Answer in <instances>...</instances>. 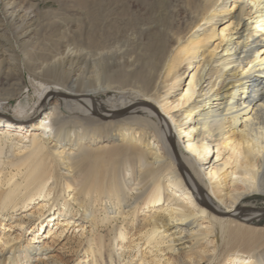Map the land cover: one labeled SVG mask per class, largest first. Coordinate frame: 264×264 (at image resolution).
Instances as JSON below:
<instances>
[{
    "label": "bare ground",
    "instance_id": "bare-ground-1",
    "mask_svg": "<svg viewBox=\"0 0 264 264\" xmlns=\"http://www.w3.org/2000/svg\"><path fill=\"white\" fill-rule=\"evenodd\" d=\"M1 4V109L26 85L11 34L29 49L48 26L62 30L24 54L38 80L35 108L19 107L21 116L0 122V151L28 136L25 149L0 166V225L39 221L22 243L0 236V264H65L40 231L46 218L78 223L70 200L95 225L83 248L91 262L83 264H103L98 227L113 221L122 241L137 224L131 242L146 245L142 264H264V206L243 202L245 193L264 200V0H234L232 8L228 0H75V17L49 23L27 2ZM220 26V41L198 53ZM10 81L14 90L2 92ZM31 127L39 132L27 133ZM212 146L222 161L207 165L208 183L229 177L226 199L202 176ZM32 165L45 167L22 176ZM35 196L36 210L13 218L9 211L26 209ZM210 231L223 241L216 253L198 248Z\"/></svg>",
    "mask_w": 264,
    "mask_h": 264
},
{
    "label": "rangeland",
    "instance_id": "rangeland-1",
    "mask_svg": "<svg viewBox=\"0 0 264 264\" xmlns=\"http://www.w3.org/2000/svg\"><path fill=\"white\" fill-rule=\"evenodd\" d=\"M16 1H23V2H27V4H31L33 8H35V10L40 13V14H44L45 18L43 19L44 22H51V21H58V18H62V17H67V16H73L75 17V11H73L74 4H75V0H60L59 2L55 1V0H16ZM232 2H234V0H228V4H230V8H232ZM0 13L1 16L4 15V9L3 6L1 4L0 6ZM227 16V15H226ZM1 18V17H0ZM56 19V20H55ZM230 22V20H228V18L223 21L220 22L218 24H228ZM0 23H2L0 21ZM224 24V25H225ZM223 27V26H222ZM221 26L219 27V30L217 29L216 34L210 38L208 40V43L206 44V46H204L203 48H201L202 50H200V52L198 53H202V54H207L206 52H208L209 50H212L211 48H213L215 46V44L217 42L220 41L221 39ZM73 28V27H71ZM4 30L7 29L4 27ZM62 28H59L58 26H48V28L42 30V34L40 36V38H38V40L32 45L30 46L29 49H26L24 47L21 48L19 42H17V40H15L13 33L11 34V38L13 39L14 42V49L13 52L16 56H21L22 58V65H23V72H24V81H25V88L22 90V93L19 95H15L16 97H14L13 99H11L9 102H7L6 104H4L2 106V109L0 108V122H6L8 121V117L11 114H16L18 116H21L22 114L19 112H15V110L19 107H22L24 110L27 111V113H31L32 110L35 108L36 104H37V98H38V87L39 85L36 84V82L38 81L37 79H32L31 76L28 74V71L26 69L27 66H25V58H24V54L25 53H29L30 51H32L33 49H39L42 48L43 46L49 44L51 41H53L54 39H57V37L59 36L60 32H61ZM11 32L12 29L10 30ZM199 33H202V30H199ZM259 46V45H258ZM204 49V50H203ZM220 48H218V50H216V55L213 57L214 59H217L219 57V55L221 54V52H219ZM200 58V57H199ZM198 64L201 63V61L197 62ZM248 66V65H247ZM188 78L189 75H186V78L184 79L183 84L181 85L182 87H184L183 90H185V88L187 87V83H188ZM13 81L10 82H6L4 83V85L2 86V92L7 93L10 91H13V86H11L10 83H12ZM34 84V85H33ZM46 85V84H44ZM182 90V91H183ZM201 96H197L194 100V102H192V108L194 109V104H196V100L200 99ZM227 98H224V104L228 103V100H226ZM229 99V98H228ZM50 107H53V103L50 105ZM223 108V106H222ZM39 122V119L38 121ZM22 131H26V129H21ZM30 131H38L39 129H35L33 127H31L29 130H27V133H29ZM3 132V129H0V136L3 137V134L1 133ZM24 135V134H23ZM27 135V134H26ZM27 137L24 138V142L23 144H19L18 146H14L13 144H11V142L9 141V143L6 144V146L4 145L3 150L0 151V166L4 165L5 163H7V161H10L12 159L15 158V154L19 151H22L25 149V145L28 143ZM152 142V140H151ZM216 151L217 148L216 146H212V148H210L209 154H208V160L209 163L205 165L204 170L202 171V176L206 181V187L209 190L210 188H214L216 187L218 190H222L221 194L224 195L225 199L230 197V193L228 192L230 191V181H229V177H220L216 180H211V184L208 183V170L206 169L207 165L209 166V164H211V162H215V163H221L222 160H219V158L216 157ZM70 150H67L65 152V154L69 153ZM74 154L71 155H75V152H71ZM62 154L61 157H65ZM70 155V153H69ZM70 155V156H71ZM65 160V158H63ZM57 161L59 162V159H56V163ZM60 164V163H59ZM58 164V169H59V174L65 175L67 173V171L65 170V167L62 166L61 164ZM44 165H32L29 166L27 168V170L24 171V173H22V176H25L28 172H38L44 169ZM210 167V166H209ZM231 166L228 167L227 171L230 170ZM177 174V173H176ZM167 177V176H166ZM172 178H176V177H172ZM171 178V179H172ZM224 178V180H223ZM231 178V177H230ZM227 181V183H226ZM129 182L127 183V185L131 186V187H135V185ZM52 184V180L49 181V183L47 184L46 187L51 186ZM230 186V187H229ZM73 190L72 189H68L67 191L64 192L65 194V198L66 199H71V192ZM3 200V199H2ZM38 198H36V196L34 197L32 203L25 208H21V207H15L13 210L9 211L13 213V218H15L17 215H22L24 216L25 214H28L29 212H22L25 211L27 209L30 208V211H35L37 206L39 204L38 203ZM216 200V199H215ZM63 202L62 200H57V202ZM6 202V201H5ZM243 202L244 205H246V207H253V208H261L264 206V200L262 199L261 195H254V193H245L244 198H243ZM42 203H45V201H43ZM78 203H76V201H72L70 200V204H72V206H70V210L73 213H76L75 215V219L78 218L79 221L78 223H70L67 226L66 225H61L58 224V221L55 220H50L49 218H46L44 221V225L40 231V228L38 229V231L43 232L41 238L42 241H47L51 244V251L54 254H57V256L62 259L65 264H77L78 262H81L79 264H83L84 259L87 260L88 259V263L91 262L89 260V255H85L84 254V246L87 242V239H89L92 235L94 237L95 234H93V227L95 225H93V223L91 221L88 220V218L86 217L88 215V213H84L83 208H81L80 206H78ZM47 204V203H46ZM8 208V207H7ZM57 207L55 206L54 209H56ZM9 209V208H8ZM47 212V211H46ZM139 213H141V210L138 211ZM145 215L143 214H138V219H142V217H144ZM28 219V218H27ZM76 219V220H78ZM84 219V220H82ZM260 219V227L264 228V215H260L259 217ZM48 220H50L49 222H47ZM82 220V221H81ZM39 221H34L33 219L31 220H27V222L24 224V229H20L17 226H15L14 224H9L8 220H6L4 222V224L0 225V236L2 238H9L12 239L13 241H17V242H21L25 239H28L29 237H31V234L33 235L35 232H33L36 229V224ZM47 222V224L45 225V223ZM204 222L206 224H209L208 219L205 218ZM34 223V224H32ZM248 224H251L248 223ZM11 227H10V226ZM35 226V227H34ZM120 224L119 222H110L109 224H107V228L106 227H98V230L101 229V232L103 234L102 239H98V241H102L103 243L106 244L105 246V259L103 264H142L143 262L140 261L141 258L146 257V255L148 256V249L146 247L145 244H142V242H140V244H138L137 247H133V244L131 242L132 238H136L135 236V232H136V228H137V224L134 225L132 228H127V235L125 236V239L122 241L121 239L118 238V234H116L113 228H117L119 227ZM104 229V230H103ZM95 231V230H94ZM37 233V232H36ZM54 233H57V237L53 239L54 237ZM113 233V234H112ZM110 235V236H109ZM114 237V238H113ZM217 236L215 235L214 231H210L208 232V234L204 237H202V239L200 240V244L198 246V248H206L207 251H210L211 253H216L219 250L222 249V240H217L216 238ZM113 238V239H112ZM111 243V244H110ZM130 245V246H129ZM132 245V246H131ZM5 247L8 245H4ZM131 247V248H130ZM1 248V247H0ZM130 248V250H129ZM109 252V254H108ZM154 253H157V251L154 250ZM159 253V252H158ZM109 255V256H107ZM153 256H156L155 254ZM85 257V258H84ZM148 258V257H146ZM149 259V258H148ZM148 264V263H146ZM204 264H207L206 262Z\"/></svg>",
    "mask_w": 264,
    "mask_h": 264
}]
</instances>
